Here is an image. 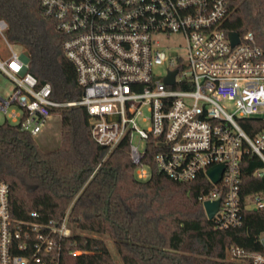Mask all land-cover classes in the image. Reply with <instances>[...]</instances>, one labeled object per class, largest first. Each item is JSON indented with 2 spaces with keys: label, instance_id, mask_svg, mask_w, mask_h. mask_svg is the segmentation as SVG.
<instances>
[{
  "label": "built area",
  "instance_id": "built-area-1",
  "mask_svg": "<svg viewBox=\"0 0 264 264\" xmlns=\"http://www.w3.org/2000/svg\"><path fill=\"white\" fill-rule=\"evenodd\" d=\"M39 1L64 35L62 48L83 92L76 101L53 100L51 86H39L22 53L10 48L0 18V38L9 48L0 70L14 83L0 108L18 107L8 114L11 123L34 137L55 111L84 106L91 136L107 152L129 137L138 179L150 175L142 162L147 146L157 149V168L174 180L204 173L211 187L199 197L201 204L220 199L214 227L240 226L245 211L264 210V191L241 195L242 157L251 153L264 162V128L249 135L237 121L264 117V49L251 31H236L238 42H232L233 30L223 27L227 0ZM173 71V82H166ZM217 164L224 169L213 183L206 170ZM262 173L264 167L254 171ZM8 190L0 180V264H60L73 233L67 213L59 221L15 219ZM259 243L260 251L231 244L226 257L264 264V232ZM80 252L69 248L71 255Z\"/></svg>",
  "mask_w": 264,
  "mask_h": 264
},
{
  "label": "trees",
  "instance_id": "trees-1",
  "mask_svg": "<svg viewBox=\"0 0 264 264\" xmlns=\"http://www.w3.org/2000/svg\"><path fill=\"white\" fill-rule=\"evenodd\" d=\"M227 2L230 15L223 27L240 35L251 31L264 49V0ZM0 18L7 23V41L22 46L38 85L48 83L53 100H78L83 89L62 48L64 35L40 1L0 0ZM237 121L249 135L264 128V117ZM129 150L128 136L110 152L95 142L81 105L61 108L59 143L50 149L40 148L28 131L5 119L0 123V180L9 186L11 216L46 222L67 213L73 233L60 264H116L104 237L122 264H244L227 259L228 246L261 250L264 210L245 211L240 226L216 228L199 199L211 187L204 173L174 180L157 168V149L147 146L142 162L150 175L140 180ZM262 167L256 155L242 157L241 195L264 191V173L254 175ZM33 211L38 217L30 216ZM69 248L81 252L71 255Z\"/></svg>",
  "mask_w": 264,
  "mask_h": 264
},
{
  "label": "rangeland",
  "instance_id": "rangeland-1",
  "mask_svg": "<svg viewBox=\"0 0 264 264\" xmlns=\"http://www.w3.org/2000/svg\"><path fill=\"white\" fill-rule=\"evenodd\" d=\"M255 14V13H254ZM260 30L264 32V17H261L260 19ZM9 46L11 49L17 51L18 53H22L23 48L20 45L11 44L9 43ZM8 46L7 43L0 38V58L5 59L8 54ZM14 88L13 81L0 70V100L1 98L6 100L9 98L10 94L12 93ZM224 106L230 110V106L228 102H224ZM18 110V107L14 104H10L7 108V110L3 111L0 108V123H2L5 119H8V121L11 120L10 117H8V114L13 110ZM60 112L61 110H57L53 113L52 117L49 119L46 126L42 129L40 133L34 136L37 144L42 149H50L58 145L59 143V130H60ZM135 141H137V137L134 138ZM262 197H264V193L261 194ZM73 230V228H72ZM107 241V244L110 247V250L112 254L115 257V263L116 264H122L120 258L118 257V254L113 246L112 241L104 237Z\"/></svg>",
  "mask_w": 264,
  "mask_h": 264
},
{
  "label": "water",
  "instance_id": "water-1",
  "mask_svg": "<svg viewBox=\"0 0 264 264\" xmlns=\"http://www.w3.org/2000/svg\"><path fill=\"white\" fill-rule=\"evenodd\" d=\"M229 36L233 43L238 42V34L236 31H231L229 33ZM175 71L171 72L165 79L166 82L172 83L173 77H174ZM224 169V164H217L214 166L209 167L206 170L207 176L210 178V180L215 183L218 182L221 178L222 171ZM220 199L214 200V201H204L203 202V209L206 217L211 220L216 211L219 208Z\"/></svg>",
  "mask_w": 264,
  "mask_h": 264
}]
</instances>
